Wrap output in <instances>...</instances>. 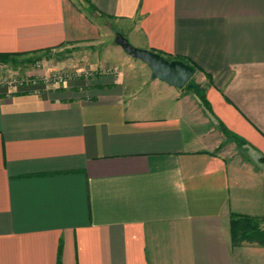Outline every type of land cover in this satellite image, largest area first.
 Masks as SVG:
<instances>
[{
	"label": "crops",
	"instance_id": "1",
	"mask_svg": "<svg viewBox=\"0 0 264 264\" xmlns=\"http://www.w3.org/2000/svg\"><path fill=\"white\" fill-rule=\"evenodd\" d=\"M119 32L186 58L208 105ZM67 49L26 69L62 84L0 63V264H264V0H0V53Z\"/></svg>",
	"mask_w": 264,
	"mask_h": 264
},
{
	"label": "rangeland",
	"instance_id": "2",
	"mask_svg": "<svg viewBox=\"0 0 264 264\" xmlns=\"http://www.w3.org/2000/svg\"><path fill=\"white\" fill-rule=\"evenodd\" d=\"M112 40H115V37L112 38ZM58 50L54 51L57 53ZM53 51H51V57L50 58H47V55H48V52L46 53H43V54H19V53H10L8 55L7 58V61L1 59L0 60V63L1 65H5L4 63H9L10 66H17L18 69H19V72L18 74H16L17 78H20V79H26V77L28 78H32V77H35L37 75H29V74H26V69L29 68L30 66L33 67V68H39V64H43L46 59H62L64 57H71L73 56V50L72 49H67L66 51H62L63 55H58L56 53H54ZM124 54H127L125 53V51H123ZM72 65L74 63V61L72 60L71 61ZM26 67V68H25ZM25 68V69H24ZM22 69L24 71H22ZM76 69V68H74ZM52 70V69H51ZM20 71H22L20 73ZM79 71V70H77ZM7 73L11 76V73L9 71H7ZM12 77V76H11ZM206 82L204 81V79H200L199 77L197 76H193L192 79L187 83L186 86H189V90L186 91V93H188L189 96H195V94L198 96V98L200 97L201 100L203 101V98H205V93H206ZM194 94V95H193ZM203 103L205 104V102L203 101ZM205 113V111H204ZM206 118H212L208 112V110L206 111ZM217 129L218 126L216 127ZM218 142H221L219 147L217 149L222 150L224 149L225 151L229 150V151H246L245 148H243V146H241V142L239 139L233 137L231 134L229 133H225V132H222V135H220V139H216V143ZM257 162L260 163V160L261 158L258 157L256 158ZM262 165V163H260ZM257 165V164H256Z\"/></svg>",
	"mask_w": 264,
	"mask_h": 264
},
{
	"label": "water",
	"instance_id": "3",
	"mask_svg": "<svg viewBox=\"0 0 264 264\" xmlns=\"http://www.w3.org/2000/svg\"><path fill=\"white\" fill-rule=\"evenodd\" d=\"M115 42L130 56L147 63L155 78H159L170 85L182 88L196 72L195 67L185 60H169L158 52L133 45L121 32L117 34Z\"/></svg>",
	"mask_w": 264,
	"mask_h": 264
},
{
	"label": "trees",
	"instance_id": "4",
	"mask_svg": "<svg viewBox=\"0 0 264 264\" xmlns=\"http://www.w3.org/2000/svg\"><path fill=\"white\" fill-rule=\"evenodd\" d=\"M10 53H0V60L3 59L7 61L8 55ZM44 55V54H43ZM51 57V51H48L47 58ZM169 60L173 59H182L186 61V58L183 57H165ZM203 101L205 104L208 105V101L206 98H203ZM207 101V102H206ZM231 230H232V236L235 240H242V239H247V238H252L257 236L259 233H262L257 225V220L251 219V218H246V217H237L234 216L231 220Z\"/></svg>",
	"mask_w": 264,
	"mask_h": 264
},
{
	"label": "built area",
	"instance_id": "5",
	"mask_svg": "<svg viewBox=\"0 0 264 264\" xmlns=\"http://www.w3.org/2000/svg\"><path fill=\"white\" fill-rule=\"evenodd\" d=\"M39 66H41V64H39ZM87 76H89L90 72L86 71L85 72ZM80 72L79 71H71V72H51L48 74H41V75H37L35 77L32 78H28L26 77V79H20L17 78V76H10L8 73L5 74V83L10 85L12 83H18V84H25L26 82H31L33 84H37L39 82H42V84L44 85H51V84H62L64 82L67 81L68 78L72 77V76H76L79 75Z\"/></svg>",
	"mask_w": 264,
	"mask_h": 264
}]
</instances>
